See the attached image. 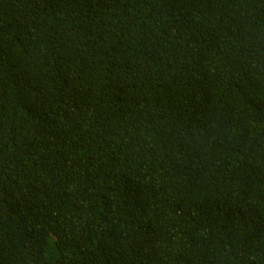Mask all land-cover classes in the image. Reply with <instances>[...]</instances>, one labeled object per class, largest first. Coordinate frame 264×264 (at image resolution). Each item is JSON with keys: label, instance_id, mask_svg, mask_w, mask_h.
Returning a JSON list of instances; mask_svg holds the SVG:
<instances>
[{"label": "trees", "instance_id": "1", "mask_svg": "<svg viewBox=\"0 0 264 264\" xmlns=\"http://www.w3.org/2000/svg\"><path fill=\"white\" fill-rule=\"evenodd\" d=\"M0 264H264V0H0Z\"/></svg>", "mask_w": 264, "mask_h": 264}]
</instances>
